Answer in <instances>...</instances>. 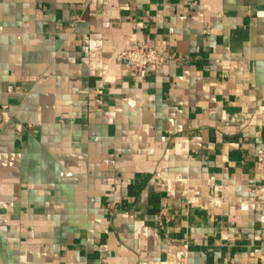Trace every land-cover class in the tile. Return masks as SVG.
Listing matches in <instances>:
<instances>
[{"label": "crops", "instance_id": "obj_1", "mask_svg": "<svg viewBox=\"0 0 264 264\" xmlns=\"http://www.w3.org/2000/svg\"><path fill=\"white\" fill-rule=\"evenodd\" d=\"M261 146L264 0H0V264H264Z\"/></svg>", "mask_w": 264, "mask_h": 264}, {"label": "built area", "instance_id": "obj_2", "mask_svg": "<svg viewBox=\"0 0 264 264\" xmlns=\"http://www.w3.org/2000/svg\"><path fill=\"white\" fill-rule=\"evenodd\" d=\"M118 57L124 60L129 72L139 75L143 74L148 67L160 64L164 60V57L158 53L155 46L145 42H136L119 51ZM256 163L258 167H264V146L259 147L256 152ZM248 191L250 202L264 203V181L252 182L248 186ZM2 217L3 215L0 213V218ZM169 218L168 210L164 207L161 208L157 214L158 225L164 228Z\"/></svg>", "mask_w": 264, "mask_h": 264}]
</instances>
